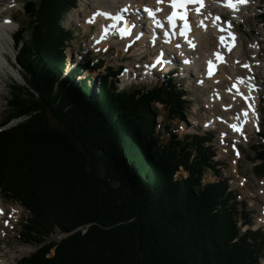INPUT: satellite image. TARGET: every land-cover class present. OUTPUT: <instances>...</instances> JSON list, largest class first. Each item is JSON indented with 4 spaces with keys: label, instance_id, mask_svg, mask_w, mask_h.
Returning <instances> with one entry per match:
<instances>
[{
    "label": "trees",
    "instance_id": "trees-1",
    "mask_svg": "<svg viewBox=\"0 0 264 264\" xmlns=\"http://www.w3.org/2000/svg\"><path fill=\"white\" fill-rule=\"evenodd\" d=\"M77 5L28 0L14 35L26 86L0 125V193L29 213L20 235L36 250L19 264H261L264 231L239 226L251 224L245 204L226 178L203 182L221 174L210 138L155 133L156 103L187 119L185 88L169 79L119 89L113 68L97 86L84 76L92 63L65 74L74 32L63 19ZM257 151L264 175V144ZM115 202L131 216L113 214Z\"/></svg>",
    "mask_w": 264,
    "mask_h": 264
},
{
    "label": "rangeland",
    "instance_id": "rangeland-1",
    "mask_svg": "<svg viewBox=\"0 0 264 264\" xmlns=\"http://www.w3.org/2000/svg\"><path fill=\"white\" fill-rule=\"evenodd\" d=\"M28 0H10L9 3H3L0 6V11H9L14 16V22L12 24L11 36L6 40H2V45L9 57L12 68H5L0 72V125L6 119L8 113L10 112L9 101L12 99L14 92L17 87L26 86L23 74L17 67V50L14 46L13 35L19 28V26H25L28 23V17L24 13V3ZM78 0V5H80ZM72 9L65 15L63 19V26L67 29H71L74 32V38L71 40V45L67 49L70 57V61L73 64L78 63L81 59L83 62H95L99 60H104L102 67L97 70L91 69L87 71L84 76H90L95 78L96 84L98 86L99 81L105 75L107 68H113L114 70H120L118 77L119 89L124 87L142 84L143 81H147L149 88L155 85L156 78L162 79V76H156L155 80L151 82V78H142L138 73L135 74L139 65L146 64L152 61L154 52L151 48L143 49L141 52L128 51L127 53L122 47L115 43H110V47H103L102 44L94 46L96 42L93 38L96 32H99V24L94 23L90 30L83 27L86 21L91 17L95 11L86 12L85 16L81 17L77 22H69V13L73 12ZM229 19L232 15L226 13ZM93 16V15H92ZM227 19V20H229ZM236 21V29L239 31V36L243 42V58L255 59V49L253 44L260 42V59L264 61V0H253L252 4L241 12V16L234 17ZM85 20V21H84ZM213 41L216 42V38L213 35ZM115 44V45H111ZM144 46V45H143ZM95 47V48H94ZM148 49V50H147ZM90 50L92 54L90 53ZM141 53L144 54L141 56ZM253 53V54H252ZM179 63V60L177 61ZM127 66V70L124 68ZM242 74H250L246 70L241 69ZM260 83V104H259V121L258 124L253 127L252 130L248 131L247 138L236 144L233 138L228 136L227 138L221 137V127H216V130H205V126L211 118L220 114L223 115L222 108L214 107L213 109L206 105L205 92H202L198 85V88H193V85L197 86V79L193 78L191 80H182V75H174L172 77L176 78V83L181 84L187 89V98L189 99L188 114L185 122H180L179 120L171 119L168 111L163 109L159 104H154L153 112L155 114V133L161 134L162 141L164 143L168 142L171 137L172 132H177L180 137L188 133H207L208 138H210L211 145L216 150V158L221 166V174H216L214 171L208 172L203 179L204 184L209 182H217L222 180L221 177L227 178L230 184L231 190L236 192V198L239 203L245 204V210L251 218V224L244 226L242 231L247 229L264 231V221L260 222L264 216V175L261 174V168L257 165L260 161L257 160V148L264 144V71L257 69L254 72ZM17 76V77H16ZM192 78V77H191ZM80 77L77 79L79 80ZM83 79V76L81 77ZM164 79H169L166 76ZM174 83V82H173ZM230 86V84H226ZM202 95V96H201ZM242 105L238 108L243 107ZM258 119V118H257ZM20 120L13 121L10 125L18 123ZM254 125V123H252ZM201 129V130H200ZM261 131L259 134L258 131ZM227 132V130H225ZM242 140V138H241ZM240 140V141H241ZM234 144L238 146L240 154L234 151ZM188 172L180 167L177 177H187ZM0 209L5 211V219L0 225V264H19L24 257L30 256L36 247L30 244H25L21 240V230L25 223L29 213L22 207L20 203L11 202L5 200L0 193ZM20 207V208H18ZM241 207V206H240ZM16 208L17 213L11 214V209ZM129 208V207H128ZM125 207L123 203L115 202L112 205V213L117 214L118 217L127 218L131 216L129 209ZM130 219L128 222H120L119 225H127L132 222ZM260 223V224H259ZM86 228L84 232H86ZM136 235V234H135ZM133 235V236H135ZM66 237V234L61 233L56 230L54 234L51 235L50 241L60 242L62 238ZM55 253V248L52 249L51 255Z\"/></svg>",
    "mask_w": 264,
    "mask_h": 264
},
{
    "label": "bare ground",
    "instance_id": "bare-ground-1",
    "mask_svg": "<svg viewBox=\"0 0 264 264\" xmlns=\"http://www.w3.org/2000/svg\"><path fill=\"white\" fill-rule=\"evenodd\" d=\"M9 2L10 0H0V6L3 5V3ZM224 2L226 1L207 0V2L203 5H194L190 7V15L192 23L194 25V31L191 35V40L195 43L194 49L187 48V46H185L184 44L185 41L183 38H178L177 40H175L174 37H172V40H170L169 43L171 46L170 48H181L182 53L192 58V63L189 67H186V71L188 72L189 68L195 69L194 75L189 74V80L192 81V79L197 76H200V79H202L201 83H199L198 80L197 86L193 85V88H198V85L202 87L201 91L205 92L204 99L208 107L212 109L214 107L222 108L223 121L227 126L226 130L228 136L234 137V141L240 143L242 141L241 138L246 136L245 130L248 129L252 125V123H257L260 100L258 93H256L257 96L254 100V104L257 108V111H250V114L246 115V117L248 118L241 117L242 111L246 110L247 108L244 107L243 109L238 110L242 102V100L239 98L243 96L242 88L246 87L245 79L239 76L241 72L240 69L242 65L246 64L248 65V68L246 70L251 75H255L254 72L257 69H261L262 71H264V61H261L260 59L259 53L262 48L260 42H256L255 44H253L252 49L256 50L255 59L243 58V42L239 36V32L236 29V23H234L232 19H229V22L227 24H223L224 20L221 16L222 14H224V12L227 11L224 10L223 12H221L222 8L226 6L223 5ZM252 2L253 0H244V2L242 3H236V0H232V2L230 3H235V8L228 6V9L231 11L232 18L241 16V12L244 9H247L252 4ZM93 9H95L96 12L93 11V16L91 15V17L86 21L83 27L90 30L94 23L99 24V29L103 30V40L101 41L103 47H110V43H115L126 50V43H131V41L133 40V35L135 37L137 34L141 35V39L143 38V41H145L144 39H146L148 36H143V34H141V32L138 30L132 32L133 35H131L130 37H128L127 34L118 32H109L111 35L108 36V29L102 28L103 26L106 27V25L104 24L107 23V21H105L106 19L103 17V14L100 13H104L110 10L117 11L120 9H123L124 11H133L134 13H136L138 18L135 20L132 19L130 21L132 22L134 27L137 28L139 26V22L141 24H144L143 22H145L144 26L147 25V18L145 19L143 16V13L148 12L146 10L156 12L159 17H162V13L164 14L165 11L169 12L171 7L168 3V0H160V2H158V0H81L80 5H78V7L75 8L73 12L69 13V22H77L81 19V17L85 16L86 12H92ZM157 9H159V11H157ZM139 10L142 11V14L138 12ZM216 18H218L216 27L209 26L214 20H216ZM14 21V16L9 11H0V72L5 68L13 69L15 67H13V65L11 64L10 59L6 55V52L2 45V40H6L9 36H11L12 24ZM142 31L145 32L146 30H144L143 28ZM219 32L221 34L227 35V42L225 43V46H228L229 42H231L234 45V49L230 50L227 48L226 51L228 55L215 75L211 78H205L203 74H200V71L203 67H205L204 64L206 63V59H208L209 57H213L214 51L216 50L217 46L216 42L213 41V35L218 34ZM99 36L100 32H96L93 37L95 41ZM143 44L144 43L142 42L141 48H139V50L141 51L145 49L143 48ZM93 45L96 47L95 44ZM158 48L160 47L158 46ZM217 52L219 51H215V53ZM167 55L169 58V54ZM173 62L174 61L169 58V64H172ZM233 82H239L241 86V90L238 93L232 91L231 86H226V84L231 85ZM218 118H220V114H217L216 116L211 118V120L208 121L207 126L212 128H216L219 126L221 127V124L218 122ZM244 119H246V121L249 119V123L246 125L245 130L241 134H237L232 131L238 128H243L242 120ZM223 132L226 131L222 130L221 133ZM15 213H17L16 208L11 209V214L14 215ZM262 221H264V218L260 222Z\"/></svg>",
    "mask_w": 264,
    "mask_h": 264
},
{
    "label": "snow or ice",
    "instance_id": "snow-or-ice-1",
    "mask_svg": "<svg viewBox=\"0 0 264 264\" xmlns=\"http://www.w3.org/2000/svg\"><path fill=\"white\" fill-rule=\"evenodd\" d=\"M158 2H160V0H158ZM188 2H196V0H188ZM242 2H244V0H236V3H242ZM168 3L173 8L172 14L168 17L170 22H173L175 18L185 19L184 15L181 12L176 11L177 8H180V9L184 8V6H185L184 0H168ZM226 6L235 8V3H229L228 0H226ZM146 11H148L149 15H152L154 17V13L151 10H146ZM157 11H159V9H157ZM197 11H198V9H197ZM100 14H103V13H100ZM186 27H187V25H186ZM181 34H183V32ZM230 35H231V33H230ZM221 39L223 40V38H221Z\"/></svg>",
    "mask_w": 264,
    "mask_h": 264
}]
</instances>
